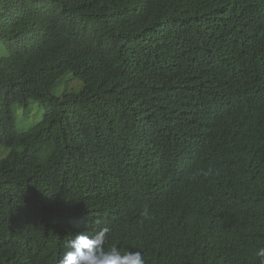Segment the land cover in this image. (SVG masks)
Here are the masks:
<instances>
[{"label": "trees", "instance_id": "obj_1", "mask_svg": "<svg viewBox=\"0 0 264 264\" xmlns=\"http://www.w3.org/2000/svg\"><path fill=\"white\" fill-rule=\"evenodd\" d=\"M0 43V264L105 226L146 264H260L264 0H0Z\"/></svg>", "mask_w": 264, "mask_h": 264}, {"label": "clouds", "instance_id": "obj_2", "mask_svg": "<svg viewBox=\"0 0 264 264\" xmlns=\"http://www.w3.org/2000/svg\"><path fill=\"white\" fill-rule=\"evenodd\" d=\"M148 219L149 209L144 207L139 213V222L142 224ZM109 232L106 226L95 232L85 228L77 231L66 241L58 264H146L141 249L122 251L117 245L106 247ZM256 256L260 258V264H264V248L258 249Z\"/></svg>", "mask_w": 264, "mask_h": 264}, {"label": "rangeland", "instance_id": "obj_3", "mask_svg": "<svg viewBox=\"0 0 264 264\" xmlns=\"http://www.w3.org/2000/svg\"><path fill=\"white\" fill-rule=\"evenodd\" d=\"M6 53V49L0 43V55H5ZM82 85L80 79L74 77L70 72H65L52 85L51 92L61 97L65 92H79ZM12 109L15 115V127L20 131L29 129L43 114V107L38 100H30L27 109H24L19 103L15 102ZM0 150L3 149L0 148Z\"/></svg>", "mask_w": 264, "mask_h": 264}]
</instances>
